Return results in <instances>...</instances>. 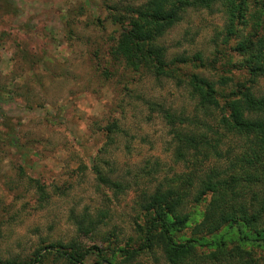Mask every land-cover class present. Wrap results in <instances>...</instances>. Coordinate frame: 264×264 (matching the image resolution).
<instances>
[{
  "label": "rangeland",
  "instance_id": "374dc122",
  "mask_svg": "<svg viewBox=\"0 0 264 264\" xmlns=\"http://www.w3.org/2000/svg\"><path fill=\"white\" fill-rule=\"evenodd\" d=\"M145 1L0 0V261H26L36 250L71 240L136 252L145 236L143 194L175 188L188 173L195 182L245 150V141L224 133L222 105L241 88L254 96L264 91V79L248 71L262 31L249 18L228 30L214 0L208 9H188L159 40L165 61L181 55L190 63L171 76L133 71L113 48L127 29L122 8ZM249 37V51L235 50ZM191 74L211 83L215 108L200 109L187 87ZM165 111L189 120L216 154L202 148L177 158ZM33 181L42 185V199ZM251 199L246 194L248 212L256 208ZM208 200L187 206L189 220L175 240L193 237ZM84 215L98 220L95 234L76 233ZM227 238L220 252L195 245L180 264H263L261 246ZM122 261L169 264L153 244L127 261L117 254L115 262Z\"/></svg>",
  "mask_w": 264,
  "mask_h": 264
},
{
  "label": "trees",
  "instance_id": "16d2710c",
  "mask_svg": "<svg viewBox=\"0 0 264 264\" xmlns=\"http://www.w3.org/2000/svg\"><path fill=\"white\" fill-rule=\"evenodd\" d=\"M218 1L226 15L228 30H232L236 23L244 25L249 18L253 20L254 31H262L255 40L258 53L250 59L248 71L253 78L259 75L264 79V0ZM213 2L214 0H146L135 7L124 6L122 13L126 15L127 29L117 37L113 55L121 59L130 70L142 69L154 75H173L178 70V65L190 61L181 55L165 61V50L159 44L160 38L181 20L188 9H208ZM252 46L253 42L249 37L248 40L240 41L235 50L246 53ZM187 87L198 98L200 109L217 106L215 91L205 79L191 74L187 78ZM222 110L226 113L221 120L224 133L234 134L245 141V150L226 166L210 168L195 182V176L188 173L175 188H156L149 194H143L139 206L146 217L145 236L136 252L146 245L147 248L152 244L158 245L169 264H180L185 258L193 256L195 245L217 250L223 246L228 234H235L242 242L259 245L264 252V91L254 96L247 88H241L235 95L228 97ZM163 117L170 126V135L177 143V158L181 159L188 151L194 152L202 148H208L216 154L214 144L201 135L204 133L188 127L192 124L189 120L166 111L163 112ZM98 179L105 182L100 176ZM33 185L42 199V185L37 181H33ZM246 194L254 198L251 200L257 201L256 208L250 212L245 207ZM207 195L209 200L200 215V221L191 228L193 237L184 241L175 240V234L189 220L185 212L187 206L200 203ZM248 205L252 206V203L248 202ZM97 225V219L84 215L76 223V233L93 235ZM206 235L209 239L205 238ZM136 252L119 247H85L80 242L71 240L65 244L56 243L36 250L26 261L6 260L0 261V264H46L49 257L51 264H85L84 261L89 257L95 259V264H125L124 261L115 262L117 254L127 261ZM216 254L211 252L209 256L214 257ZM262 262L264 264V259Z\"/></svg>",
  "mask_w": 264,
  "mask_h": 264
}]
</instances>
